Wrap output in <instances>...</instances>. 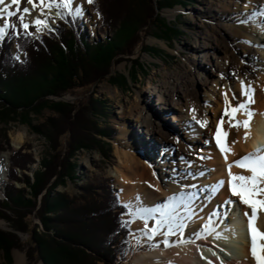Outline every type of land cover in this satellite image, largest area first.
<instances>
[{
	"label": "rangeland",
	"instance_id": "obj_1",
	"mask_svg": "<svg viewBox=\"0 0 264 264\" xmlns=\"http://www.w3.org/2000/svg\"><path fill=\"white\" fill-rule=\"evenodd\" d=\"M160 1L94 0L89 4L86 0L87 3L84 5L86 8L78 15L74 14L71 8L59 10L65 13L63 17L46 16L52 23H55V19H57L59 22L57 24H66L65 20H68L72 27H80L86 41L91 42L93 40L104 41L111 37L109 30L103 26V20L108 16V12H111L117 20L119 31L123 34L127 26L132 28L140 34L141 43L131 55H123L121 61L111 65L110 73L105 76V80L88 88L69 91L62 97L52 98V101L60 105L30 111L27 116H22L19 113L16 115L0 114V155L9 153L10 158L14 152H21L29 154L34 160V164L29 165L27 171L16 170L18 177L25 174L32 181V172L40 168L42 159L48 158L54 150L64 155L65 146L67 143H71L74 153L73 157L69 159V163L75 168L74 179L71 180L63 171L60 178L61 184L55 186L53 191L65 193L69 198H72L78 195L79 188L87 182L101 183L103 180H109L112 190L117 194L118 179L114 173L121 163L120 156H123L124 161L126 159L124 156L131 155L138 161H143L144 166L152 165L153 167L157 154L161 152L158 138L150 140L148 136L144 135V130L139 128V122L132 123L123 118L129 109L136 106H143L144 110L148 112L149 121L157 124L163 132L165 136L163 140L166 142L177 140L175 132L177 125L170 121L173 113L168 112L166 116L159 113L157 96L160 95L155 93L152 96L153 89L161 83L166 84L167 87H176L188 80H193L194 90L199 95L202 85L206 86L203 82L204 80L206 82L208 75H197V73H201L202 69L210 73L211 66L207 64L208 61L204 55L208 57L209 61H213L212 58L217 57L214 49L220 43L221 49L227 47L229 57L234 61L241 59L242 56L240 50L232 48L233 39L229 28L223 27L215 19V16L221 11H227L224 5L225 0H178L184 5L177 2L173 7L161 10L158 8ZM23 7L31 9L26 0H22L21 10ZM55 10L57 9L53 8L51 12H55ZM19 15L20 13L10 18L11 23L16 24L17 27L15 30L9 28L6 36L25 34L32 40H39L41 36L48 34L47 29L37 31V26L32 23L33 19L38 16L41 18L39 10H32L31 14L26 16V22L30 24L28 32H31V35L26 34L20 27ZM156 17L164 19L174 31L168 40L156 38L152 34H144L148 30H157L159 24ZM3 22L4 20H0V26H3ZM143 46L150 47V49L143 52ZM14 50L15 44L12 42L10 53L21 61L22 55H16ZM222 51L223 49L221 53ZM134 60H138V63H135ZM116 73L122 75L123 78L115 77L111 80L110 76ZM148 84L152 91L149 90L145 93L144 90ZM198 95L196 97L199 99ZM90 97L92 102L88 103ZM212 107V109L205 107L204 113L209 117L210 124L215 127L216 124L213 122L216 115H214L215 103L212 104ZM111 130L115 131L112 140L100 135L101 131L109 133L112 132ZM19 136L23 137V141L17 148H14L13 143ZM104 143H109L110 147ZM182 145L184 146H182L183 154L191 157L200 156L199 152L202 146L198 145L194 149H190L189 144L183 142ZM147 149L153 151V155L149 159L147 158L149 155ZM185 161L189 162L186 157ZM1 166L2 162L0 161V169ZM9 170L8 162L3 177V180L5 179L3 186L9 182L7 177ZM186 170L188 169L184 171ZM13 184L18 189L23 188L27 192L29 191L22 183L14 182ZM2 196L1 193L0 202L4 201ZM120 203L127 211L125 215L121 216L122 222L132 221L129 219V208L121 200ZM38 206L39 203L37 208ZM7 213L9 214V212ZM237 216L240 217V214ZM140 221L143 219H139ZM33 223L38 224L37 231L42 230L36 219L33 220ZM132 223L127 227L128 254L119 256L116 264H135L130 257L137 253L136 251H143L141 240L133 237ZM0 230L10 231L9 223L0 219ZM17 236L20 247L11 250L10 264H40L27 259V236L21 233H17ZM214 239L217 240V237ZM226 240L228 238H225ZM222 241L224 240L221 239L220 242ZM236 241L233 242L234 248H236ZM155 245L157 244H147L145 248L151 249ZM226 254L232 255L233 253L226 252ZM0 264H6L5 254L2 250H0Z\"/></svg>",
	"mask_w": 264,
	"mask_h": 264
},
{
	"label": "bare ground",
	"instance_id": "obj_2",
	"mask_svg": "<svg viewBox=\"0 0 264 264\" xmlns=\"http://www.w3.org/2000/svg\"><path fill=\"white\" fill-rule=\"evenodd\" d=\"M10 3L11 0H6V4ZM86 3V0H73L74 14H76V9L80 10L79 14L82 13L86 8L84 6ZM21 5L22 3L20 8ZM224 5L227 11H221L215 19L223 27L229 28L233 39L232 48L240 50L242 58L234 61L229 57L227 47H223L221 53L220 43H216L214 53L217 57L209 61L204 55L208 61L207 64L211 65L210 73L204 69L200 70L201 73H197V75L212 76H207L206 82L204 80L203 84L206 86L202 85L199 95L194 90L193 80H188L176 87H167L166 84L161 83L153 89V94H151L152 96L155 93L160 95L157 96L159 113L164 116L168 112L173 113L170 121L177 125L175 128L177 140L172 141L173 143L163 140L165 139L163 132L157 124L149 121L148 112L143 106L129 109L123 117L132 123L139 122V128L144 130V135L150 140L158 138L161 152L157 154L153 162L154 166H147L152 170L144 166L143 161H138L131 155L124 156L126 158L124 161L123 156H120L121 163L114 173L118 179L116 191L118 190L119 200L130 206L128 208L132 213H135L138 208L159 207L168 211L164 209V206L170 204L173 215H178V222L183 220L187 225L182 233L177 230L175 234L168 236L167 239L171 246L165 247L163 235H156L149 240L142 231L145 229L144 220L139 222L141 218L130 215L129 219L133 222L131 227L133 237L141 240L143 245L142 252L136 251L137 253L130 257L135 264H209V261L212 264H255L249 252L250 239L247 231V218L244 216V212L250 215L251 209L240 203L239 198L232 196L229 191L227 166L213 139L216 126L213 127L210 124L211 121L204 113V108H211L215 103L214 115H216L213 122L217 125L225 108L223 94L227 93L229 101L235 106L246 99L241 95V81L245 85H250L254 89L255 100L250 107L255 114L250 122L248 139H244V128H230L229 117H223L222 127L229 133L227 143L232 148V152L228 153V163L240 159L258 147H264V0H225ZM2 7L3 5H0V8ZM10 10H15V6ZM57 11L50 12L47 16L57 18ZM40 17L47 20L48 26L53 24L47 17ZM0 20L3 19L0 18ZM48 26H41V30L44 31ZM149 85L145 88V93L150 90ZM233 94L236 99H232ZM196 95L200 98L198 99ZM193 109L195 112L192 111ZM193 115L198 120H207V126L201 127L197 124L192 119ZM246 119L248 117L244 112H238L235 116V120ZM22 141L23 137H17L13 143L14 148H17ZM183 142L189 144L190 149L198 145L202 146L200 156L191 157L183 154ZM147 150L149 159L153 151ZM151 151L152 154H150ZM185 157L189 162H184ZM0 161L2 162L0 169L2 174L0 191L2 193L9 153L1 154ZM185 169L188 170L184 171ZM232 171L234 174L250 175L246 170L235 166ZM221 181H224L223 185L220 184ZM170 197L174 199L170 201ZM236 214H240V217ZM189 215L191 219H187ZM159 218L160 214L155 213L153 218L148 219V228L155 227L156 220ZM210 221L211 231L207 232L205 225H208ZM257 227L264 230V211L259 213ZM217 233H219V238L215 240ZM198 236L200 238H197ZM225 238L228 240L225 241ZM221 239L224 241L220 242ZM235 240H237L236 248L233 246ZM153 243L159 246L151 249L145 248L147 244ZM226 247H231L233 254L229 255L232 258L226 256L228 250H222Z\"/></svg>",
	"mask_w": 264,
	"mask_h": 264
},
{
	"label": "trees",
	"instance_id": "obj_3",
	"mask_svg": "<svg viewBox=\"0 0 264 264\" xmlns=\"http://www.w3.org/2000/svg\"><path fill=\"white\" fill-rule=\"evenodd\" d=\"M177 2L184 5L178 0H161L158 8H170ZM156 19L157 30L144 34L168 40L174 31L164 19ZM116 21L108 12L103 26L111 37L104 41L87 42L81 28L72 27L68 20L57 24L55 33L39 40L25 34L4 38L0 42V114L27 116L30 111L60 105L52 98L105 80L111 65L121 61L123 55H131L141 43L137 31L127 26L122 34ZM12 42L22 55L21 62L10 53ZM149 49L142 47L143 52ZM115 77L123 78L116 73L110 79ZM91 102L90 97L88 103ZM111 131H101L100 135L112 140L115 131ZM73 150L67 143L64 155L54 150L42 159L40 168L32 172V181L25 174L18 177L16 173L17 169L27 171L34 164L32 157L21 152L10 156L9 182L4 187V201L0 202V219L10 227V231L0 230V250L6 264L11 262V250L20 247L17 233L27 236V259L40 264H116L119 256L128 254V229L121 220L127 211L109 180L87 182L72 198L53 191L61 184L63 171L74 179L75 168L69 163ZM14 182L24 184L29 191L16 188ZM34 219L41 231H37L39 226L33 223Z\"/></svg>",
	"mask_w": 264,
	"mask_h": 264
},
{
	"label": "snow or ice",
	"instance_id": "obj_4",
	"mask_svg": "<svg viewBox=\"0 0 264 264\" xmlns=\"http://www.w3.org/2000/svg\"><path fill=\"white\" fill-rule=\"evenodd\" d=\"M87 2L91 4L94 0H87ZM21 3L22 0H11L10 4H6V0H0V5L4 6L0 8V18L4 20L3 26H0V40H2L8 33L9 28L13 30L16 29L17 25L11 23L10 18L17 16L18 13H20L18 16L20 27L26 34L31 35L32 33L28 32L30 24L26 22V16L30 15L32 10H39V15L46 17L48 13L55 8L58 10L56 15L63 17L65 13L59 10L71 9L73 0H26V3L31 6V9L29 7H23L22 10L19 7ZM13 6H15V10H10ZM79 11V9H76V14H79ZM32 23L37 26V31L41 30L40 26H48L47 20L41 19L39 16L33 20ZM223 95L225 99V108L221 119L217 122L213 133V139L215 140L216 146L223 156L227 166V175L229 177L227 183L231 195L238 197L240 203L251 209L250 215L248 212H244V216L247 218V231L250 239L249 252L251 258L254 260L255 264H264V243H262V241H264V230L257 227L259 213L264 211V147H258L254 151L248 152L240 159L228 163V153L232 152V148L227 143V136L229 133L222 127L224 123L223 117L228 116L229 127L237 129L241 127L244 128V139H248L250 135V122L255 114L250 107L251 104L255 103L254 89H252L250 85H245L244 82L241 81V95L246 97V99L235 106L229 101L227 93H224ZM232 99H236L235 94H233ZM192 111L195 112V109ZM238 112H244L248 119L243 121L235 120V116ZM192 119L201 127H206L208 124L207 120H198L195 115H193ZM233 143H236V141H233ZM234 166L246 170L250 175L234 174L232 171ZM223 183L224 181L220 182L221 185H223ZM172 199L174 198H169L170 201ZM126 207L130 206L126 205ZM164 209H168V211L162 210L159 207L138 208L135 213L130 211L129 214L144 220L145 229L142 231H144V234L149 240L153 239L156 235H163L165 237L163 244L165 247H169L171 245L169 244L167 237L175 234L177 230L182 233L187 225L183 220H179L178 222V215H173L170 204L165 205ZM155 213H159L160 218L156 220L155 227L149 229L147 221L148 219L153 218ZM213 215H217V213H213ZM187 219H191V216L189 215ZM131 223L132 221L130 220L124 221L123 226L128 227ZM210 224L211 221L208 225H205V231H211ZM162 229L166 230L161 231ZM197 238L200 237L198 236ZM217 238H219V233H217ZM155 246L158 247L159 245ZM213 255L216 254L213 253ZM209 264H212V262L209 261Z\"/></svg>",
	"mask_w": 264,
	"mask_h": 264
},
{
	"label": "water",
	"instance_id": "obj_5",
	"mask_svg": "<svg viewBox=\"0 0 264 264\" xmlns=\"http://www.w3.org/2000/svg\"><path fill=\"white\" fill-rule=\"evenodd\" d=\"M51 26V28H53V26L52 25H50Z\"/></svg>",
	"mask_w": 264,
	"mask_h": 264
}]
</instances>
